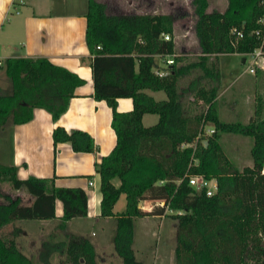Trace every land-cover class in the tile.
Segmentation results:
<instances>
[{"label": "trees", "instance_id": "trees-1", "mask_svg": "<svg viewBox=\"0 0 264 264\" xmlns=\"http://www.w3.org/2000/svg\"><path fill=\"white\" fill-rule=\"evenodd\" d=\"M192 4L199 52L176 56L171 73L160 77L155 73V55L177 52L175 15L117 13L101 0H88L86 41L95 98L111 107L117 135L112 152L96 163L103 195L101 216L115 218L113 241L123 264H149L133 248L135 218L148 215L176 220V264H264V94L256 96V113L246 124L222 119L217 100L218 55H245L259 45L253 31L261 26L264 0H228L224 11L209 9V0H192ZM235 27L244 30L243 38L231 33ZM164 33L172 39H165ZM0 70L5 76L0 86V129L5 134L12 124L29 122L36 108L48 110L57 121L69 108L76 88L86 82L47 57H8ZM262 73L258 76L264 87ZM146 90H164L168 97L156 100ZM120 97H131L134 109L120 112ZM145 113L158 114V122L145 125ZM207 126L215 131L207 134ZM226 132L253 138L252 166H236L222 145ZM53 139L55 146L69 141L77 152L97 151L94 137L85 130L58 126ZM17 173V167L0 156V182L9 181L17 190L26 188L34 198L22 204L20 196L0 188L4 199L0 264H35L18 246L16 236L24 230L13 223L54 219L60 199L64 228L69 220L88 215L89 196L82 187H59L53 178H19ZM196 174L216 179L214 194L189 183V176ZM122 194L126 207L115 211ZM144 201H153L152 209H143ZM54 238L42 242V264H51L53 253L64 255L60 264H98L88 237L69 232Z\"/></svg>", "mask_w": 264, "mask_h": 264}, {"label": "crops", "instance_id": "crops-1", "mask_svg": "<svg viewBox=\"0 0 264 264\" xmlns=\"http://www.w3.org/2000/svg\"><path fill=\"white\" fill-rule=\"evenodd\" d=\"M87 13L88 0H0L1 58L5 60L13 56L47 57L53 63L78 73L86 80L85 84L76 88L69 108L57 121L53 120L48 110L36 108L29 122L10 125L6 133L10 145L8 149H5V146L0 144V151L3 153L1 160L6 164L15 165L19 178L29 176L53 178L55 185L59 187L84 188L89 196L88 215L73 218L68 221V224H77L78 229L86 227L87 230L69 232L87 235L86 237L94 245L98 264H123V259L115 251L113 241L116 231L115 218L101 216L103 195L101 175L96 171V163L112 152L117 143V135L112 126L111 107L106 100L95 98L92 55L86 41ZM184 54L193 55L187 52ZM235 54L243 57V54L237 52L218 55L221 68V88L217 96L219 101L223 98L222 94L227 92L222 82L221 57ZM158 62L160 63V60ZM242 62L245 63L246 58H242ZM260 71L264 76L262 69H258L256 75L258 76ZM253 79H250V83ZM256 79L248 86L259 95L257 92L261 78L256 77ZM262 91L264 94V87ZM146 92L156 100L168 97L164 90H146ZM231 103H228V106ZM233 104L236 103L233 102ZM133 109L134 101L131 97L118 99L120 112L125 113ZM150 116L157 117L159 120L158 114L145 113L143 122L145 123V118ZM58 126L65 127L68 131L81 129L89 132L94 137L97 151L77 152L69 141L60 142L55 146L53 132ZM211 128L207 126L206 130ZM9 152L10 157L7 156ZM248 165L252 166V164ZM90 180L94 182L93 185H90ZM141 204L145 210H150L154 206L153 201H144ZM115 211L124 210L116 209ZM55 213L54 219L32 221H61L63 203L60 199L56 200ZM28 221L31 220L17 222ZM140 223L143 226L142 230L138 231ZM23 230L21 235L16 236L17 242L27 240L31 236L27 229L23 228ZM168 230L176 233L177 222L170 223L165 215L135 218L133 248L136 256L149 264H176V239L168 238L166 233ZM37 232L45 234L43 228ZM30 246L39 250L42 242L31 241Z\"/></svg>", "mask_w": 264, "mask_h": 264}, {"label": "rangeland", "instance_id": "rangeland-1", "mask_svg": "<svg viewBox=\"0 0 264 264\" xmlns=\"http://www.w3.org/2000/svg\"><path fill=\"white\" fill-rule=\"evenodd\" d=\"M107 3L108 8L112 12L126 13V12H137V13H172L175 15V34L173 36L176 41V50L178 53H192L195 56L199 52V43L197 34L195 32V12L192 4V0H101ZM209 9H219L224 11L228 6V0H209ZM189 55V54H188ZM158 61V56H155ZM242 58L248 60L243 63ZM226 59V61H224ZM252 59L248 56L243 55H232L222 56L221 66L223 72V87L227 88V92H224L222 98V104L220 105L221 118L227 121L242 122L243 124L248 123L249 115H255L256 110V91L248 86L255 82V74L253 76L249 71V66ZM259 67H257L258 69ZM264 70V69H262ZM5 76L0 70V84L4 85ZM253 79L251 82L250 79ZM258 86L259 95L263 94V79L260 80ZM223 92V91H222ZM221 95V96H222ZM226 101V103H225ZM221 102V100H220ZM235 102L236 104L228 106V103ZM225 103V104H224ZM225 105V106H224ZM264 114V113H263ZM157 117H146L145 124L151 125L157 123ZM222 145L230 158L234 161L238 168H243L248 164H253L251 149L253 146V138L249 135L241 132H226L222 135ZM0 144L5 146V149L10 145V141L7 138V134L0 129ZM8 149V148H7ZM3 153H0V156ZM10 152L7 156L10 157ZM8 157V158H9ZM214 182V180H213ZM0 188L5 193L12 195L13 197L20 196L22 204H29L33 201L32 195L27 191L26 188L15 189L11 182L4 181L0 182ZM4 199L0 197V203ZM142 203V202H141ZM142 206V204H141ZM126 207L125 194H122L120 199L115 205V210H124ZM169 213H172L170 210ZM169 218V222H176L175 219ZM14 225H20L27 229L31 236L27 240L18 241V246L29 256L33 258L35 264H42L40 261V250L30 246L31 241L43 242L47 238L59 239L65 237L69 231H86L87 228L78 229L77 224L69 225L68 223L64 228L61 227V221L50 220L46 222L41 221H28V222H15ZM171 225V224H170ZM176 225V223H175ZM143 224L138 225V231L142 230ZM43 228L45 234H40L39 229ZM170 229V226H169ZM8 232V231H7ZM168 238L176 239V233H172L168 230ZM172 233V234H171ZM77 234V233H76ZM87 236V235H86ZM43 252V251H42ZM45 252V251H44ZM64 255L61 253H53L50 257L51 264H60L61 259Z\"/></svg>", "mask_w": 264, "mask_h": 264}, {"label": "built area", "instance_id": "built-area-1", "mask_svg": "<svg viewBox=\"0 0 264 264\" xmlns=\"http://www.w3.org/2000/svg\"><path fill=\"white\" fill-rule=\"evenodd\" d=\"M259 22L261 23V26L255 29L253 32L259 39V45L252 51L245 54V56H248L252 59V62L249 66V71L252 74H256L258 69H264V16H262L259 19ZM231 33L235 35L237 39L243 38L245 33L243 29L233 28L231 30ZM164 38L167 40L172 39L171 35L169 33H164ZM100 48V46H98ZM179 55H185L183 53H173V54H157L155 56H158V61L160 60V63L156 60L155 65V73L160 76H166L171 73L172 65L175 62V57ZM156 58V57H155ZM248 59L246 58V61ZM5 60L1 58L0 56V67L4 64ZM257 67H259L257 69ZM215 131V129L212 127L209 130H206L207 134H211ZM214 180V182H213ZM90 185H93L94 182L92 180L89 181ZM189 183L198 189H206V192L208 195H212L215 193L217 189V181L214 178H207L204 175H190L189 176Z\"/></svg>", "mask_w": 264, "mask_h": 264}]
</instances>
